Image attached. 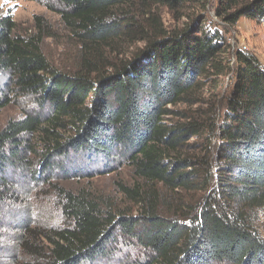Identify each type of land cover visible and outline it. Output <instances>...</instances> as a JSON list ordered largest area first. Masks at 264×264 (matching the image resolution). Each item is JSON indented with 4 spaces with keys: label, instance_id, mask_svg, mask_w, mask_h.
Instances as JSON below:
<instances>
[{
    "label": "trees",
    "instance_id": "1",
    "mask_svg": "<svg viewBox=\"0 0 264 264\" xmlns=\"http://www.w3.org/2000/svg\"><path fill=\"white\" fill-rule=\"evenodd\" d=\"M55 1L72 69L49 64L41 18L25 35L0 19V112L32 104L0 130V220L18 192L7 172L37 183L86 154L127 164L134 182L116 184L125 208L55 187L67 223L23 224L16 254L91 264L124 242L140 251L135 264H264V67L225 35L242 18L262 22L264 0Z\"/></svg>",
    "mask_w": 264,
    "mask_h": 264
},
{
    "label": "rangeland",
    "instance_id": "2",
    "mask_svg": "<svg viewBox=\"0 0 264 264\" xmlns=\"http://www.w3.org/2000/svg\"><path fill=\"white\" fill-rule=\"evenodd\" d=\"M60 10L62 7L55 0H0V19L11 18L21 35L36 31V18H41L40 24L49 26L53 36L43 39L42 52L52 67L65 71L74 67L76 43L61 24L58 14ZM207 17L212 22L219 23L212 10L208 11ZM163 19L169 22L170 17L165 13ZM225 35L233 49L254 54L264 67V20L256 22L242 18ZM31 109L32 104L27 99L14 98L0 112V130L8 121L21 117L25 110ZM38 164L35 160L32 170L37 171ZM53 166L51 172L41 171L37 177L40 181L37 183L31 182L28 177L21 179L19 172L12 176L7 172V178L11 179L18 192L10 190L8 203L2 207L0 264H42V261L27 262L20 253L16 254L15 237L23 224L31 228L57 229L67 223L61 210L62 201L55 187L71 192L87 190L103 199L110 198L120 208L129 206L118 195L116 185L133 184L132 170L127 164L114 159L104 162L82 154L71 156L67 161L57 160ZM255 227L264 239V210L255 212ZM139 260L138 249L120 242L116 248H112L109 257L91 264H135Z\"/></svg>",
    "mask_w": 264,
    "mask_h": 264
}]
</instances>
